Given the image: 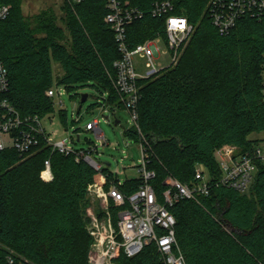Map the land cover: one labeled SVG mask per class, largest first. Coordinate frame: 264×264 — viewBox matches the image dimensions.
Wrapping results in <instances>:
<instances>
[{"label":"trees","instance_id":"obj_1","mask_svg":"<svg viewBox=\"0 0 264 264\" xmlns=\"http://www.w3.org/2000/svg\"><path fill=\"white\" fill-rule=\"evenodd\" d=\"M145 17L127 27L131 49L148 40H167L165 21L149 10L166 0H128ZM24 0H0L11 6L0 22V58L10 78L6 99L23 116L43 118L53 101V64L63 74L57 85L67 90L92 85L107 94L113 109H122L114 89V63L121 58L118 43L105 23L106 1L42 11L33 18L22 13ZM209 0H175L172 15L188 19L194 31L181 48L176 65L140 83L139 125L150 144V169L158 193L171 176L184 184L204 165L212 181L221 177L215 152L223 146L251 152L264 140L262 65L264 15L247 17L228 35H221L208 14ZM80 114L78 117H80ZM79 121V120H78ZM137 142L132 131L124 133ZM51 161L53 180L42 178ZM254 184L248 194L214 187L199 202L181 201L171 208L176 238L187 264H264V162H257ZM0 264L27 260L29 264H89L93 239L85 206L88 188L108 187L114 175L96 172L42 145L31 155L0 152ZM132 179L121 186L128 196L137 190ZM114 222L117 208L111 206ZM22 258V259H21ZM117 264H162L154 245L140 255H122Z\"/></svg>","mask_w":264,"mask_h":264},{"label":"built area","instance_id":"obj_2","mask_svg":"<svg viewBox=\"0 0 264 264\" xmlns=\"http://www.w3.org/2000/svg\"><path fill=\"white\" fill-rule=\"evenodd\" d=\"M87 1L71 0V4L81 5ZM104 1L108 10L105 23L113 31L121 53V58L114 63L113 86L119 95L122 109L128 111L132 118L133 126L125 132L132 131L137 135L136 143L140 147L142 159L135 169L137 178L134 180L138 188L130 195L125 196L121 192L124 183L115 176L107 188L99 184L88 188V196L92 195L107 207L112 203L117 208L115 222L112 214L104 209L101 216L90 215L88 218L87 230L93 239L89 264H117L122 255L137 257L150 245L156 247L162 264H187L176 238V219L171 208L181 201L199 202L201 198L209 197L213 188L218 186L248 194L254 184L256 163L264 162V147L240 153L237 147L223 146L214 154L221 173L218 180L213 182L209 170L204 165H197L191 183L184 184L169 176L164 182L166 189L158 193L153 184L156 172L149 166L150 144L139 125L140 83L154 79L163 70L177 64L181 48L189 41L194 28L187 18L171 14L175 0L155 2L149 14L153 18L164 19L167 40L157 37L131 49L126 39L127 27L142 20L145 13L128 0ZM10 13L11 6H0V22L5 21ZM208 14L218 32L228 35L241 20L247 17L260 19L264 15V0H209ZM165 62H168L166 66ZM262 84L264 99V61ZM9 90V73L0 58V152L14 151L26 156L34 154L45 145L51 154L73 157L76 162L84 161L98 173L107 168L96 158L99 148L108 144L97 120L88 123L85 129L94 133L98 144L77 150L74 145L81 142L79 133L75 137L55 141L44 128L41 117H23L14 108L6 99ZM58 95L62 96L63 93ZM55 96L53 88L47 92L50 99L53 100ZM102 107L116 115L108 96L104 97ZM42 178L45 182L53 180L50 159L44 163ZM12 255L7 258L9 264H29L27 260L15 261Z\"/></svg>","mask_w":264,"mask_h":264},{"label":"rangeland","instance_id":"obj_3","mask_svg":"<svg viewBox=\"0 0 264 264\" xmlns=\"http://www.w3.org/2000/svg\"><path fill=\"white\" fill-rule=\"evenodd\" d=\"M65 2L68 5L71 4V0H24L22 13L25 18H33L42 11L52 9L58 17H61L63 15L62 7ZM167 64L168 62H165L164 65L166 66ZM62 74L61 68L57 64H53L52 82L56 96L52 100V111L42 118L43 126L48 134L55 141H59L75 137L79 133L81 142L75 144L74 148L85 150L98 144L94 133L87 132L85 129L88 123L97 120L108 142L107 145L99 148L96 154L97 160L105 168L107 167L106 164H111L107 169L123 183L137 178L135 169L142 159V153L136 142H129L124 136L125 130H130L133 126V121L128 111L114 108L113 111L121 121V125L115 126L113 112L106 111L102 107L103 99L108 96L107 94L102 95L92 85L78 87L69 91L64 86L57 85L58 78ZM60 92L63 93L62 96L58 95ZM82 95H87L89 98L82 107L80 117H78L77 113ZM250 139L264 140V134L251 135ZM258 147L263 148L264 143H261ZM111 206L112 203L107 207L105 203L103 204L90 195L85 206V214L88 218L90 215L101 216L103 209L111 213Z\"/></svg>","mask_w":264,"mask_h":264},{"label":"water","instance_id":"obj_4","mask_svg":"<svg viewBox=\"0 0 264 264\" xmlns=\"http://www.w3.org/2000/svg\"><path fill=\"white\" fill-rule=\"evenodd\" d=\"M88 98L89 97L87 95H82L81 96L80 103H79V109H78L77 115L80 114V112L82 110V107L88 101ZM114 117H115V120H116L115 121V126L121 125L120 120L118 119V117L116 115ZM106 166H107V168H109L111 166V164H106Z\"/></svg>","mask_w":264,"mask_h":264}]
</instances>
